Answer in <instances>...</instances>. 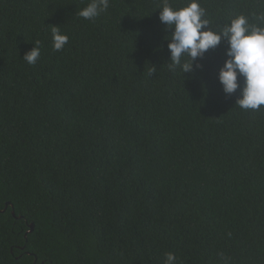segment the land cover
<instances>
[{
    "label": "trees",
    "instance_id": "obj_1",
    "mask_svg": "<svg viewBox=\"0 0 264 264\" xmlns=\"http://www.w3.org/2000/svg\"><path fill=\"white\" fill-rule=\"evenodd\" d=\"M88 2L0 0V264H264V107L222 92L223 45L183 75L166 65L164 0L85 20ZM198 2L216 31L264 14Z\"/></svg>",
    "mask_w": 264,
    "mask_h": 264
},
{
    "label": "clouds",
    "instance_id": "obj_2",
    "mask_svg": "<svg viewBox=\"0 0 264 264\" xmlns=\"http://www.w3.org/2000/svg\"><path fill=\"white\" fill-rule=\"evenodd\" d=\"M109 4L110 0H89L76 15L94 20L108 10ZM158 11L164 31L171 33L163 37L170 54L166 63L170 70L179 68L183 75L203 70L204 65L198 61L223 45L225 58L216 77L222 92L231 97L239 91L235 106L242 110L258 111L264 107V14L254 17L257 23H251L245 15H238L216 31L210 27V20L205 18L206 10L198 0H189L180 9H173L168 0H164ZM51 29L52 48L62 51L68 36L61 33L60 27L51 26ZM39 57L37 43L21 59L34 65ZM176 259L173 253H167L164 264H176Z\"/></svg>",
    "mask_w": 264,
    "mask_h": 264
},
{
    "label": "water",
    "instance_id": "obj_3",
    "mask_svg": "<svg viewBox=\"0 0 264 264\" xmlns=\"http://www.w3.org/2000/svg\"><path fill=\"white\" fill-rule=\"evenodd\" d=\"M7 206H8V204L5 205V208L3 210H1L0 213H3L6 210ZM12 215H14L13 212H12ZM28 227H29V230L27 231V233H31L33 228H34V225L30 224ZM24 238H26V234L24 235Z\"/></svg>",
    "mask_w": 264,
    "mask_h": 264
}]
</instances>
